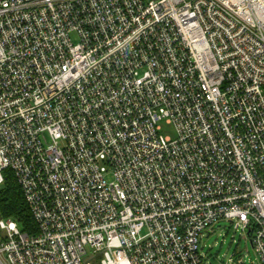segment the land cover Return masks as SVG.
<instances>
[{
    "label": "built area",
    "instance_id": "obj_1",
    "mask_svg": "<svg viewBox=\"0 0 264 264\" xmlns=\"http://www.w3.org/2000/svg\"><path fill=\"white\" fill-rule=\"evenodd\" d=\"M5 169L0 264H207L220 221L264 264V0H0Z\"/></svg>",
    "mask_w": 264,
    "mask_h": 264
},
{
    "label": "rangeland",
    "instance_id": "obj_2",
    "mask_svg": "<svg viewBox=\"0 0 264 264\" xmlns=\"http://www.w3.org/2000/svg\"><path fill=\"white\" fill-rule=\"evenodd\" d=\"M161 129L164 136L176 137L173 125L162 121ZM203 235L199 247L207 264H261L249 237L241 228L236 229L234 223L220 221L210 233L205 232Z\"/></svg>",
    "mask_w": 264,
    "mask_h": 264
},
{
    "label": "trees",
    "instance_id": "obj_3",
    "mask_svg": "<svg viewBox=\"0 0 264 264\" xmlns=\"http://www.w3.org/2000/svg\"><path fill=\"white\" fill-rule=\"evenodd\" d=\"M4 177V183L0 186V219H13L22 231L34 233V220L13 171L5 169Z\"/></svg>",
    "mask_w": 264,
    "mask_h": 264
}]
</instances>
